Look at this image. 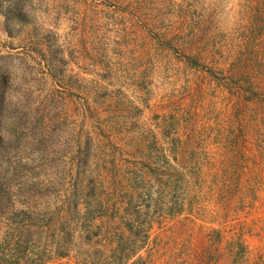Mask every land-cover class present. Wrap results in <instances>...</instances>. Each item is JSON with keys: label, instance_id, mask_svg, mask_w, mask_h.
<instances>
[{"label": "rangeland", "instance_id": "obj_1", "mask_svg": "<svg viewBox=\"0 0 264 264\" xmlns=\"http://www.w3.org/2000/svg\"><path fill=\"white\" fill-rule=\"evenodd\" d=\"M121 256L264 264V0H0V264Z\"/></svg>", "mask_w": 264, "mask_h": 264}, {"label": "trees", "instance_id": "obj_2", "mask_svg": "<svg viewBox=\"0 0 264 264\" xmlns=\"http://www.w3.org/2000/svg\"><path fill=\"white\" fill-rule=\"evenodd\" d=\"M117 252H118V249H117ZM122 253L123 252H121V254ZM125 258H127V256ZM125 258H123V256H121L119 258L109 259L107 262H104L103 264H122L123 263L122 259H125Z\"/></svg>", "mask_w": 264, "mask_h": 264}]
</instances>
